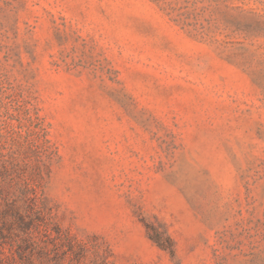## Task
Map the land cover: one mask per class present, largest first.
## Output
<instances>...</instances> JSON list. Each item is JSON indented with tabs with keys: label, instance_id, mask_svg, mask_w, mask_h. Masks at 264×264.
<instances>
[{
	"label": "rangeland",
	"instance_id": "rangeland-1",
	"mask_svg": "<svg viewBox=\"0 0 264 264\" xmlns=\"http://www.w3.org/2000/svg\"><path fill=\"white\" fill-rule=\"evenodd\" d=\"M25 192L92 260L264 264V0H0V202Z\"/></svg>",
	"mask_w": 264,
	"mask_h": 264
},
{
	"label": "trees",
	"instance_id": "trees-1",
	"mask_svg": "<svg viewBox=\"0 0 264 264\" xmlns=\"http://www.w3.org/2000/svg\"><path fill=\"white\" fill-rule=\"evenodd\" d=\"M145 226L151 240L174 256L171 237ZM95 249L64 230L34 192L0 202V264H118L108 257L90 259Z\"/></svg>",
	"mask_w": 264,
	"mask_h": 264
}]
</instances>
